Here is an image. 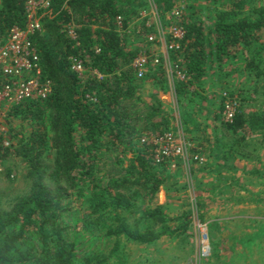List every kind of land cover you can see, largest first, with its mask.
<instances>
[{"label":"trees","instance_id":"16d2710c","mask_svg":"<svg viewBox=\"0 0 264 264\" xmlns=\"http://www.w3.org/2000/svg\"><path fill=\"white\" fill-rule=\"evenodd\" d=\"M27 1L0 0V40L14 27L25 28ZM46 2L48 9L36 14L40 29L30 42L51 93L14 105L5 116L9 146L0 145V161L14 158L23 164L26 187L0 203V264L122 262L124 244L155 246L163 236L185 234L190 225L183 215L175 234L167 226L172 219L165 206L154 203L169 162L156 161L158 146L150 140L169 131L173 119L158 98L159 91H168V79L159 66L141 81L131 65L149 44L141 36L156 31L143 21L136 39L129 38L127 29L144 9L143 0ZM223 2L224 9L212 18L187 4L169 23L184 30L169 60L185 78H173L172 91L178 104L198 99L204 105L203 83L211 86V77L220 75L218 83L226 88L223 77L229 68L243 64L242 72L253 77L256 87L228 93L236 102L231 122L221 120L224 99L214 119L225 139L224 159L251 161L264 141V5ZM156 4L164 14L176 0ZM76 61L85 69L82 76L72 70ZM147 84L151 92L143 97L138 92ZM247 106L260 111L246 113ZM182 123L186 129L196 126L191 117L184 116ZM109 153L112 169L100 177L101 160ZM11 175L12 169L5 168L7 179ZM88 236L100 245L90 252L82 241ZM210 247L209 260L225 264L227 249L216 241Z\"/></svg>","mask_w":264,"mask_h":264},{"label":"rangeland","instance_id":"374dc122","mask_svg":"<svg viewBox=\"0 0 264 264\" xmlns=\"http://www.w3.org/2000/svg\"><path fill=\"white\" fill-rule=\"evenodd\" d=\"M143 2L144 9L139 11L138 15L135 17L134 21L132 20L127 29L131 41L136 39L135 30L140 28L139 25L143 21L145 22L144 26L152 29V31L157 30V27L160 26L161 23L164 29H168L170 26L164 19L161 20V22H155L151 18L152 16H149L151 20L148 21V16H144V14L151 13L152 10H156L159 15L162 13L157 7L156 0H143ZM224 3L223 0H176V6H174L173 9L177 8L179 11H182L187 4H192L198 7L201 16L212 18L216 11H222L224 9L226 5ZM253 3L261 7L264 5V0H254ZM46 12L48 13L49 11ZM37 20H39V17ZM173 21L175 20H172L171 23ZM147 22L149 23L148 26H146ZM173 25L175 24L173 23L172 26ZM147 35L148 33H144L141 38H145ZM141 38L140 40L142 41ZM143 41L145 40L143 39ZM144 45V50L152 52L160 48L159 45L147 43H144ZM229 69V75L225 76V78L223 77V80L225 79L224 82L227 84L226 88L220 87V83H218L217 79L220 75H213L211 77L213 84L211 86L208 81L203 83L202 93L208 101L205 102L204 105H201V101L198 99L192 104H189L188 101H182V103H177L176 105L175 101H177V98L172 94L174 81L171 79L167 80L168 91L158 92V98L161 94L166 95V99H164L166 100V102H164V108L174 115L173 119L169 122V130L178 137L179 134H183L185 136L183 139L189 141V153L187 157L193 156L192 154L196 153L197 156L203 160L202 163L184 162L185 164L179 161L174 168L168 166V171H166L168 177L164 184L160 186L154 201V203L158 205L165 206L167 215L172 219V222L168 223L167 226L171 231H175V234H177V229H180L183 225V215H187L190 223L188 231L185 234H179L180 236H174L175 238H170L169 235L163 236L155 246H138L132 243H126L122 246L126 253V260L118 262L110 259L108 264H217L216 258L209 260V257L208 259L200 257V238L198 237V230L195 228L194 224L196 220H199L201 223L206 221L203 220V218H207V213L203 211V206H206L205 201L209 200L211 204H215V192H213V189L218 187V180L216 175L213 177L210 173L214 171L215 174H219L216 173L219 166L215 167V163L209 162L208 158L210 154L216 153L213 145L215 142H217V144L220 143L223 133L222 129H220V121L214 119V114L217 115L219 112L221 99L225 101L230 99V95H228L229 92L230 94H235L239 87H243L247 90H252L256 87L253 77L242 72L244 69L243 64L234 65V67H230ZM155 72V69H150L145 75L153 76ZM140 80L142 81V78ZM150 92V86L147 84L138 94L145 97V95ZM9 109L10 108L5 106H0V139H2L3 134H6L7 138L9 129L5 125V116ZM255 111H260V109L249 106L246 113H253ZM184 116L188 118L191 117L194 123H196V126L188 129L184 128L181 121ZM260 146L261 147L257 149L258 155L255 161H251V163H249L250 165H248L251 167L250 170H241V165H237L238 169L237 166L233 168L232 166L235 162H232L229 168H227V165H225L223 169L220 167L222 175L225 174L227 170L230 171V178L227 182L229 181L228 183H231V188L233 190L231 193V200L225 203V206L227 207L230 204L231 206H235L236 210L233 212L234 217L232 219L245 221L234 225V232L239 234L238 227H240L239 232L245 235H248L250 232V236H254L253 234H255L257 237H261L259 238V242L252 243L254 245L250 246L249 251L255 250L252 254L248 252L247 248L236 244L234 250L238 251L228 253L222 260V263L225 262V264H264V141ZM222 150V152H224L223 147ZM129 157L130 155H127V158ZM113 158L114 155L111 153L102 158L100 177L102 175H107L112 169ZM221 161H225L224 153ZM205 164L206 166H203ZM5 168L12 169L10 179H7L5 176ZM257 170H259L260 173L257 172ZM206 175L210 179L208 183L204 182V180L207 179ZM25 187L24 165L20 164L14 158L3 163L0 161V203L5 204L10 198L24 191ZM211 187L213 189H211ZM202 195L204 196L199 197ZM76 206L78 205L75 204V207ZM215 208H222V204L220 206L218 203ZM217 215H219L218 218L221 217L225 220L228 217V215L221 211H218ZM228 226L229 225L226 226V232H228ZM221 230L219 224L207 223L206 232L209 240L208 243L211 246V242L216 241L219 243L220 247L224 246L225 248H230L234 244L232 236L227 233L222 234ZM252 239L253 238H251V241ZM82 241L86 247L88 246L87 250L89 252L95 248L97 243L89 236ZM98 246H100L99 243ZM257 255L259 257H257ZM252 257L255 258L252 259Z\"/></svg>","mask_w":264,"mask_h":264},{"label":"built area","instance_id":"2783aa9c","mask_svg":"<svg viewBox=\"0 0 264 264\" xmlns=\"http://www.w3.org/2000/svg\"><path fill=\"white\" fill-rule=\"evenodd\" d=\"M40 9H48L46 0H28L26 5L27 23L24 29L12 28L7 36L0 40V78L3 80L0 83V106L11 108L25 101H40L46 99L51 93V86L48 82L42 80V70L40 66L39 56L36 49L30 42V36L40 29L36 14ZM181 11L175 8L164 14H158L156 10L151 13H146L148 21L161 22L164 19L167 24L172 20L180 17ZM149 23H146L148 26ZM170 26L164 29L162 23L157 27L155 34L147 36V42L152 45H159L156 51L144 50L133 61L132 68L137 71L138 78H143L145 73L150 69H156L159 66L164 68L167 79L173 78L184 80L185 74L178 70V67L171 64L169 54L173 49H177L179 41L184 37V30L181 26L169 24ZM72 70L79 76L85 72L84 67L80 62L76 61L72 65ZM173 94V91H172ZM174 96V94H173ZM236 113V102L227 100L222 111V121L231 122ZM1 136V135H0ZM157 145L156 161H168L171 168H174L179 161L191 163H202V159L196 153L193 156L187 157L188 143L182 138L176 136L171 130L164 133L161 138L152 139L150 142ZM0 145L8 147L9 142L6 139V134L2 135ZM188 151V152H187ZM195 228L198 230L200 238L201 258H206L211 255L210 244L206 232V224L199 220L194 222Z\"/></svg>","mask_w":264,"mask_h":264},{"label":"crops","instance_id":"0c3cea01","mask_svg":"<svg viewBox=\"0 0 264 264\" xmlns=\"http://www.w3.org/2000/svg\"><path fill=\"white\" fill-rule=\"evenodd\" d=\"M159 99L164 104V102H166V100H164V99H166V95L165 94H161ZM171 102H174V101H171ZM175 102H176V105H177V101H175ZM171 114L173 115V113H171ZM173 117H174V115H173ZM181 121H182V119H181ZM182 135L183 134H181V135L179 134V137L184 138L185 136L184 135L182 136ZM221 137L222 138H221L220 143L217 144V142H215L214 145H213L214 149L216 151V153H215L216 155L212 152L214 155L210 154L209 158H208L209 162H214L215 163V167L219 166L218 170L216 171V173H219V174H215L214 171L210 173L213 177L216 175V178L218 180V184H217L218 187H216L214 189L211 187V189H213V192H215V198H214L215 199V204H211L209 200L205 201V204H206V208L205 209H206V213H207V218L206 219L203 218V220H206L203 223L206 224V225H207V223L208 224L209 223L210 224L215 223L216 225L219 224V227H221V229H222L221 230L222 234L227 233V234H230L232 236V240H233L234 244L230 248L235 249L234 246L236 244H239V245H242L243 247L247 248L248 252H250L252 254V253L255 252V250L249 251L250 246L254 245L252 243L259 242L260 241L259 238H261V237H257L255 234H253L254 236H250V234H251L250 232L248 233V235H245L244 233L239 232L240 227H238V233L239 234H237V232L236 233L234 232V229H233L234 225H237L238 223H243L245 221H243V220L239 221L237 219H232L234 217L233 216V212L236 210L235 206H231V204L228 205L227 207L225 206V203H227L229 200H231V193L233 192V190L231 188V183H228L229 181L227 182V180H229V178H230L229 177L230 171L227 170L226 173L222 175L221 174L222 170H220V167H222V169H223L224 166L227 165V168H229V166L232 164V162H235V165H239V166L241 165V170L246 171V170H250L251 169V167L248 166V165H250L249 163H251V161L253 162L255 160L245 161V160H240V159L237 158V160L233 159V161H232V159H226L225 161H221L222 160V156H223L222 147L224 148V142H225V139H223V134H222ZM186 142L189 143V141H186ZM216 145H217V147H216ZM257 155H258V153L256 151L254 153V157L256 158ZM207 161H206V163H207ZM203 166H206V164L203 165ZM237 169H238V166H237ZM257 172H259V170H257ZM207 175H206L207 179L204 180L205 183H208L210 181V179H209V177ZM230 189H231V191H230ZM204 195H207V194H204ZM204 195L199 196V197H203ZM218 203H219L220 206L222 204V208H218V209L215 208ZM240 207L243 208L242 206H240ZM203 209H204V207H203ZM218 211L224 212L226 215H228L226 220L224 218H221V217L218 218V216H219V215H217ZM227 225H229L228 226L229 227L228 228V232H226L227 231V228H226ZM229 231H230V233H229ZM251 238H253L252 241H251ZM226 242H228V241H226ZM239 245H237V246H239ZM230 248L229 247L226 248L227 251L224 254L225 255L224 257H226V255L228 253H234L235 251H238V250H234V251L233 250H229ZM249 255H248V257H249ZM255 257H252V259H254ZM257 257H259V256L257 255ZM220 259H222V258L220 257Z\"/></svg>","mask_w":264,"mask_h":264}]
</instances>
